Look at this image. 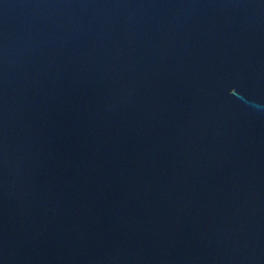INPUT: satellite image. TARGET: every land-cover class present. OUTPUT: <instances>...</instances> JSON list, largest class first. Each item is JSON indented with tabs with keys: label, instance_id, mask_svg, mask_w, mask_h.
Segmentation results:
<instances>
[{
	"label": "water",
	"instance_id": "1",
	"mask_svg": "<svg viewBox=\"0 0 264 264\" xmlns=\"http://www.w3.org/2000/svg\"><path fill=\"white\" fill-rule=\"evenodd\" d=\"M0 264H264V0H0Z\"/></svg>",
	"mask_w": 264,
	"mask_h": 264
}]
</instances>
